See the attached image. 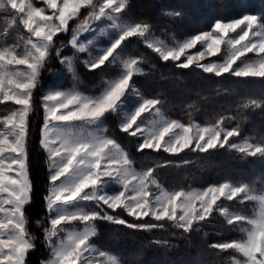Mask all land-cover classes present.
I'll list each match as a JSON object with an SVG mask.
<instances>
[{"label": "snow or ice", "instance_id": "1", "mask_svg": "<svg viewBox=\"0 0 264 264\" xmlns=\"http://www.w3.org/2000/svg\"><path fill=\"white\" fill-rule=\"evenodd\" d=\"M43 3L52 10L51 14L26 0H6V3L0 0V12L14 10L19 14V23L30 34L22 37L25 40L22 51L17 50L19 44L0 43V103L12 101L20 106L0 120V264H25L27 253L35 247L25 216L32 193L27 152L32 91L55 47L54 38L69 31V21L78 17L81 9L90 11L73 30L69 44L76 53L85 55L61 56L66 47L61 45L55 48L57 57L72 73L74 81L78 79L74 60L89 71L115 66L119 72L102 82L104 87L99 94L85 95L74 84L69 90L49 88L41 98L44 109L41 146L47 153L49 179L44 200L50 225L43 229L49 258L41 264H122L115 254L91 242L98 235L96 220L143 230L163 227L128 223L109 215L105 206L113 211L123 209L138 220L149 216L156 221L167 219L185 232L192 229L194 221H204L213 211H219L226 217V223L236 225L241 236L210 247L239 253L242 259L231 257L233 264H264V192L257 195L248 184L232 182L189 192H153L152 186L160 188L153 175L155 169L134 170L132 160L114 138L106 135L104 127L108 115L116 116L120 130L138 139L137 151L151 149L179 154L185 149L208 152L228 145L245 156L264 158V143L244 138L240 143L229 144V138L239 136L240 131L222 127L223 117L214 125L203 127L168 119L158 107L163 100L145 97L133 80L136 75L147 74L141 67L146 62L144 57L125 55L127 42L138 37L162 61L178 62L176 67L182 69L195 66L217 77L227 73L234 77L264 78V13H244L228 21L217 19L209 30L183 40H176L172 34L169 42L157 37L150 25L124 18L121 13L127 0H43ZM102 20L108 23L97 27L95 22ZM8 23L16 25L17 18ZM85 33L92 35L80 40ZM197 45L200 49L191 53ZM222 46L225 53L222 62L200 63L206 53L208 57L219 55ZM249 53L258 59L241 61ZM237 61L241 63L237 65ZM15 65H24L26 70L11 67ZM249 106L260 107V102L249 99L242 105ZM173 163L166 161L156 167ZM113 184L119 187L118 191L110 190ZM221 198L236 200L238 204L255 201L258 212L253 216L231 212L218 204ZM73 222L84 227L80 230L64 227Z\"/></svg>", "mask_w": 264, "mask_h": 264}, {"label": "trees", "instance_id": "2", "mask_svg": "<svg viewBox=\"0 0 264 264\" xmlns=\"http://www.w3.org/2000/svg\"><path fill=\"white\" fill-rule=\"evenodd\" d=\"M167 12H178L180 15L168 16L165 15ZM244 13H264V0H127L121 15L133 23L150 25L161 39L169 40L170 35L174 34L177 40H182L209 30L217 19L228 21ZM11 17L9 10L0 12V43L19 44L22 37L27 35L18 23L14 26L8 23ZM67 38L57 36L54 39L55 47L50 51L32 93L33 112L28 122L27 136L32 193L31 202L25 206V216L28 219L26 227L34 237L35 247L27 253L25 264H41L49 256L43 231L49 225L44 200L49 187L47 153L41 146L43 119L40 99L43 90L48 86L67 90L75 84L85 95L99 94L104 87L102 82L114 78L119 72L115 66L89 71L82 63L76 62L74 67L78 79L74 81L72 73L61 69L55 51L58 44ZM125 55L144 57L146 62L141 67L147 74L136 75L133 80L145 97L163 100L158 107L162 108L168 119L186 125L198 123L211 126L223 117L222 127L229 130L238 128L240 131L239 136H233L229 141L247 138L252 143H264V78L234 77L227 73L217 77L195 66L182 69L176 67L178 62L162 61L138 37L130 38L127 42ZM215 59H221V56ZM249 99L258 100L260 107H242ZM16 108L18 105L13 102L0 103V118ZM104 127L106 135L114 138L132 160L134 170L155 169L153 175L163 190L189 192L222 182L245 183L253 189L264 186V158L259 156H245L228 145L209 149L208 152L185 149L179 154L151 149L137 151L138 139L120 130L116 116L108 115ZM166 161L174 163L156 167L157 164L164 165ZM220 205L235 212H251L248 202L238 204L236 200H221ZM105 210L109 215L131 224L163 225L143 230L96 220L98 235L91 242L115 254L122 264H233L231 257L241 258L231 249L222 251L210 247L214 243L232 241L241 236L236 225L226 223L219 211H213L204 221L193 222L192 229L185 232L167 219L156 221L146 217L138 220L123 209ZM37 221H41L40 226Z\"/></svg>", "mask_w": 264, "mask_h": 264}, {"label": "rangeland", "instance_id": "3", "mask_svg": "<svg viewBox=\"0 0 264 264\" xmlns=\"http://www.w3.org/2000/svg\"><path fill=\"white\" fill-rule=\"evenodd\" d=\"M4 2L6 3V0H4ZM26 2H33L34 6L43 7V8H45V10H46V14H51V11H52V10L47 8V5H45V4L43 3V0H26ZM8 10L11 12V15H12L11 18H13V17H16V18H17V23L23 28V30L25 31V33H27V35H26L24 38H27L30 34L24 29L23 25L19 23V20H18L19 14L15 13V11H14V10H11L10 8H9ZM89 11H90V9H81V13H80V15H79L78 17H76L75 19L69 21V31H68L67 33H60V34H58V36H67V37H68L67 40H65V41L61 42L60 44H58V48L61 47V45H65V46H66V47L63 48V50L61 51V53H62L63 51H66V52H64V54H61V53H60L61 56H81V57H83V56L85 55L84 53H76L75 49L72 48L71 45L69 44V41H70V39H71V37H72L73 30L77 29V28L80 26L81 21H82L87 15H88ZM106 23H108V22L102 20V21H99V22H95V25H96L97 27H102V26H103L104 24H106ZM91 35H92L91 33H85V34H82V35L79 37V39L83 41V40L88 39ZM230 35H233V36H234L235 34H230ZM55 38H56V37H55ZM55 38H54V39H55ZM159 38H160V37H159ZM176 40H177V39H176ZM182 40H183V39H182ZM166 41H169V42H170V40H166ZM103 42H104V43H107L106 40L103 41ZM24 43H25V40L22 39L21 42L19 43L20 47L17 49L18 51H22V50H23ZM199 49H200V45H197V47L194 48V49H191L190 52L193 53V54H195ZM219 55L221 56V59H215L216 56L208 57V56H207V53H206V54H205L206 58H205L204 60L200 61V63L207 64V63H209V62H222V60H223V58H224V55H225V53H224V51H223V46H222V52H221ZM217 56H218V55H217ZM181 59L183 60L184 58L182 57ZM256 59H258V57H257L254 53H249V54H247L245 57H242V58H241V61H254V60H256ZM241 61H237V65H239V64L241 63ZM59 62H60L61 69H63V70H65V71L69 72V71L67 70V68L65 67V65L61 63L60 59H59ZM76 62H79V61H78V60H74V64H75ZM82 64H83V63H82ZM83 65H84V64H83ZM11 67H13V68H15V69H17V70H20V71H25V70H26V68H25L24 65H15V66H11ZM234 67H236V65H234ZM70 73H71V72H70ZM49 88H55V87H53V86L45 87L44 90H43V94H42V96L45 94V92H46ZM33 90H34V89H33ZM67 90H69V89H67ZM32 93H33V91H32ZM42 96H41V98H42ZM9 102H12V101H9ZM40 104H41L40 107H41V110H42V119H43V122H44V109H43V107H42V99H40ZM19 107H20V106L18 105V108H19ZM18 108H16V109H18ZM16 109H15V110H16ZM32 112H33V109H32V111H31V113L29 114L28 122H29V119H30V117H31V115H32ZM9 114H10V113H8V114H6L5 116L1 117L0 120H2L3 118H5V117L8 116ZM145 115H148V114L146 113ZM194 124H198V123H194ZM28 125H29V124H28ZM185 125H186V124H185ZM199 125H200V124H199ZM200 126L203 127V125H200ZM0 127H2V125H0ZM42 127H43V125H42ZM221 138H223V137H221ZM230 139H231V137L229 138V140H230ZM241 141H242V140H238V141H236V142H231V141H229V144H232V143H240ZM137 172H138V171H137ZM205 189H206V188H205ZM110 190H111V191H118V190H119V187H118L117 185L113 184V185L111 186ZM161 190H163V189H162V188H159V189H158L157 187L152 186V191H153V192H158V191H161ZM200 190H204V189H200ZM163 191H166V190H163ZM192 191H195V190H192ZM168 192H169V191H168ZM261 192H264V186H263L261 189H255V193H254V194L259 195ZM221 200H225V199H224V198H221V199L218 201V204H220V201H221ZM246 202H248V203L250 204L251 212H250L249 214H245V213H241V212H238V213H240V214H242V215H246V216H253V215H255V214L258 212V203L255 202V201H246ZM198 205H199V202H197V206H198ZM105 208H107V207L105 206ZM223 208L228 209V210L231 211V212H235V211H232L231 209H229V208H227V207H225V206H223ZM111 210H112V209H111ZM178 214H179V210H178ZM223 216H224V215H223ZM132 217H133V216H132ZM149 217H151V216H149ZM224 217H225V216H224ZM225 219H226V217H225ZM194 222H195V221H194ZM48 226H50V225H48ZM64 227H66V228L69 229V230H71V229L80 230V229H82V228L84 227V225L81 224V223H79V222H73L72 225H70V226L65 225ZM238 254H239V253H238ZM239 255H240V254H239ZM48 258H49V256H48ZM48 258H47V259H48ZM47 259H46V260H47ZM240 259H242V257H241ZM46 260H45V261H46Z\"/></svg>", "mask_w": 264, "mask_h": 264}]
</instances>
